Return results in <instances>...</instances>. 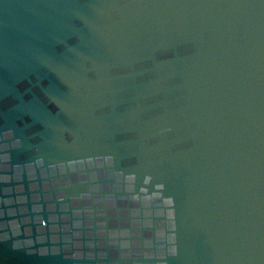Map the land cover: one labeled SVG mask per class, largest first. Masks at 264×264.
Segmentation results:
<instances>
[{
	"label": "water",
	"instance_id": "obj_1",
	"mask_svg": "<svg viewBox=\"0 0 264 264\" xmlns=\"http://www.w3.org/2000/svg\"><path fill=\"white\" fill-rule=\"evenodd\" d=\"M0 264H264V0H0Z\"/></svg>",
	"mask_w": 264,
	"mask_h": 264
}]
</instances>
